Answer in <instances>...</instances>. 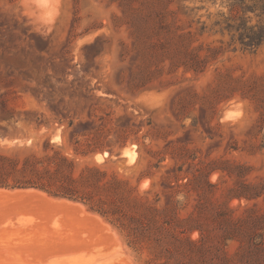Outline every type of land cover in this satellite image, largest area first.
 Wrapping results in <instances>:
<instances>
[{
	"label": "rangeland",
	"instance_id": "374dc122",
	"mask_svg": "<svg viewBox=\"0 0 264 264\" xmlns=\"http://www.w3.org/2000/svg\"><path fill=\"white\" fill-rule=\"evenodd\" d=\"M142 17H149L144 26L159 30L144 54L132 25ZM249 36L264 38V0H0V153H42L50 139L71 154L75 127L106 146L93 161L104 162L113 150L106 168L130 178L140 193L159 192L162 204L169 200L164 177L180 165L185 173L207 166L232 172H211L214 203L242 183L264 189V41L252 45ZM163 50L188 61L200 56L203 70L172 69L171 58L159 60ZM184 146L176 157L164 153ZM161 156L156 168L152 162ZM44 193L75 203L79 214L1 199L0 264L157 263L147 247L130 246L125 232L83 202ZM177 198L184 215L208 202L194 189ZM247 204L264 214V194L229 202L238 215ZM82 216L107 225L101 230ZM54 245L72 249L35 260Z\"/></svg>",
	"mask_w": 264,
	"mask_h": 264
},
{
	"label": "trees",
	"instance_id": "16d2710c",
	"mask_svg": "<svg viewBox=\"0 0 264 264\" xmlns=\"http://www.w3.org/2000/svg\"><path fill=\"white\" fill-rule=\"evenodd\" d=\"M130 2L122 0L125 5ZM148 21L149 17L132 21L139 43L143 46V54L150 37L159 32L144 26ZM246 30L244 35H248L253 27ZM253 37L249 36L247 40L252 45L264 41V38ZM162 48L165 49V46ZM185 53L189 54V51ZM164 57L171 58L172 69L183 65L188 71L203 70L201 62H198L201 61L198 60L200 56L194 55L188 61L176 52L163 50L159 60ZM156 73H161V69L158 68ZM73 126V121H70L67 127ZM69 130L71 154L53 145L50 139L45 141L42 153L31 152L23 158L0 153V187L36 188L54 197L79 200L89 210L99 213L125 232L130 246L136 249L147 247L152 255L150 260L157 262L155 264H264V214L247 204L238 215V208L229 205L234 198L257 199L264 194L263 188L242 183L229 188L222 193V201L214 203L212 195L217 191L218 183L210 181L211 172L215 169H222L229 175L232 172L227 167L207 166L185 173L180 165L164 177L163 182L169 187L164 192L169 200L162 204L159 192L153 195L140 193L130 178L106 168L113 150L108 149L110 155L104 162L93 161L97 153H104L106 146L92 142L94 137L90 132H81L75 127ZM154 133L160 138L167 137L162 130ZM183 148L186 149L185 146L171 150L167 147L164 153L176 157ZM149 152L158 156L163 153L152 148ZM163 160L165 156H161L158 162H152V165L160 168ZM192 189L207 198L208 202L198 204L184 215L185 204L177 196L184 190L189 192ZM195 231L199 235L193 238ZM233 242L237 245L231 252L229 246Z\"/></svg>",
	"mask_w": 264,
	"mask_h": 264
},
{
	"label": "bare ground",
	"instance_id": "6f19581e",
	"mask_svg": "<svg viewBox=\"0 0 264 264\" xmlns=\"http://www.w3.org/2000/svg\"><path fill=\"white\" fill-rule=\"evenodd\" d=\"M124 153H125V151H124ZM103 155H98L97 156V160H101V159H103ZM5 189V188H4ZM26 188H24V190L23 191H7L6 189L5 190H3V189H0V200L1 199H7V200H17V201H19V202H23V203H26V204H28V205H31V206H33L32 205V203L31 202H29V201H31V200H33L34 202H36V203H34V206L35 205H40V206H42V207H50V208H56V209H61V210H69V211H71V212H74V213H78V207H77V205L75 204V203H72L71 201H69V200H66V199H62V200H59V199H52V198H49L44 192H40L39 190L37 191V190H35L34 188L33 189H26ZM86 208V207H85ZM80 210V209H79ZM82 210H83V213H85L84 212V210L85 209H83L82 208ZM81 210V211H82ZM53 211H55V210H53ZM57 213V215H58V212H56ZM63 213V212H62ZM61 213V214H62ZM80 213H82V212H80ZM88 213H91V212H89L88 211ZM50 214V212H48V215ZM54 214V213H53ZM79 214V213H78ZM85 214H87V213H85ZM91 215V214H90ZM95 215V214H94ZM96 216V215H95ZM56 217V216H55ZM62 217V216H61ZM100 217V216H99ZM82 218L84 219V220H86V222H89V223H92V224H94L95 226H97V227H99V228H101L102 227V225L99 223V221L98 220H96L95 218H91V217H83L82 216ZM67 219H69V218H67ZM102 219V218H101ZM103 222V221H102ZM59 224H61V223H59ZM106 225L107 224H105V226H104V228L106 227ZM62 226V224L59 226V227H61ZM64 226V225H63ZM54 229H55V227H53ZM62 228V227H61ZM65 228V227H64ZM107 228H109V226L107 227ZM60 229V228H59ZM98 229V228H97ZM39 230V229H38ZM101 230H102V228H101ZM105 230V229H104ZM109 230H110V228H109ZM109 230H105V232L106 231H109ZM32 232V231H31ZM46 232V231H45ZM27 233V232H26ZM32 233H34V232H32ZM85 233V232H84ZM83 233V234H84ZM86 233H88V231L86 232ZM103 233V232H102ZM110 233V232H109ZM38 234V233H37ZM42 235H43V233H41ZM49 234V233H48ZM107 234V233H106ZM110 234H112V233H110ZM13 235V234H12ZM82 235V234H81ZM89 235V234H88ZM87 234H86V236H88ZM108 235V234H107ZM15 236V235H14ZM84 236V238H85V235H83ZM96 237V236H95ZM105 237V236H104ZM114 236L112 235V238H113ZM32 239V238H31ZM42 239V238H41ZM87 239H88V237H87ZM98 239V238H97ZM118 239V238H117ZM51 240V239H50ZM111 240H113V239H111ZM49 241V240H48ZM46 243V242H45ZM20 244V243H19ZM36 244V243H35ZM32 245H34V244H32ZM49 245V244H48ZM24 248V247H23ZM31 248H34V246L32 247L31 246ZM26 249V248H25ZM24 249V250H25ZM29 249H30V247H29ZM69 249H72L71 247H63V246H51V247H47V248H43V249H40V251H38V254L35 256V260L36 261H43V260H47V258L49 259V257H51V255H53L54 253H58V252H63V251H67V250H69ZM83 251V250H82ZM81 251V252H82ZM89 251V250H88ZM93 251V250H92ZM91 251V252H92ZM88 253V252H87ZM97 253V252H96ZM120 253V252H119ZM90 254V252L88 253V255ZM99 255V254H98ZM102 255V254H101ZM61 256V255H60ZM100 256V255H99ZM120 256V255H119ZM54 257V256H53ZM52 257V258H53ZM58 258H59V256H57ZM57 257H56V259H57ZM107 257V256H106ZM106 257H105V260H109V261H111L112 260V258H111V260L110 259H106ZM109 257V256H108ZM51 259V258H50ZM114 259H116L117 260V258H114ZM67 260V259H66ZM48 261H50V260H48ZM65 261V260H64ZM70 261V260H69ZM71 261H73V260H71ZM70 261V262H71ZM82 261V260H81ZM66 262H68V260L66 261ZM80 262V261H79ZM100 262V261H99ZM114 262H115V260H114ZM75 263V262H74ZM73 263V264H74ZM77 263V262H76ZM112 263V262H111ZM120 263V262H119ZM46 264V263H45ZM48 264V263H47ZM102 264H105V263H102ZM109 264H110V262H109Z\"/></svg>",
	"mask_w": 264,
	"mask_h": 264
}]
</instances>
